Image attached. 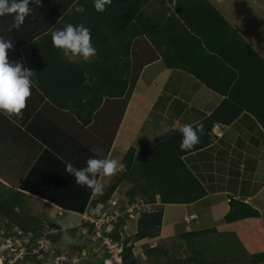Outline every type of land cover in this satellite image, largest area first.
Here are the masks:
<instances>
[{"label":"crops","instance_id":"crops-1","mask_svg":"<svg viewBox=\"0 0 264 264\" xmlns=\"http://www.w3.org/2000/svg\"><path fill=\"white\" fill-rule=\"evenodd\" d=\"M205 1L249 44L254 56L264 61V0ZM85 3L94 4L93 0ZM205 13L203 2L183 0L175 18L195 25L194 16L198 20ZM12 16H0V36L12 42L8 59L32 70L33 86L22 114H0V201L4 187L20 194L27 206L31 201L35 210L46 206L57 216L68 211L82 219L96 193L75 182L65 171L68 163L84 167L89 157L99 155L117 159L120 170L129 147L135 148L139 159L147 141L184 124H195L225 98L180 66L166 65L161 52L144 38L137 49L140 71L127 101L121 104L119 97L104 98L84 123L44 93L41 84L44 87L49 78L39 70L58 69L66 63L88 67L91 57L85 61L78 55H65L53 45L52 33L67 23L89 27L94 20L80 13H31L17 28ZM99 35L91 30L95 48ZM169 58L174 60V56ZM205 69L208 74L201 71L204 76L222 88L231 77L239 76L233 78L238 85L232 104L241 111L231 122L213 125L206 147L184 156L205 195L189 203H160L158 199L152 203L153 211H161V222L152 237L139 240L150 242V255L147 251L137 255L132 247L139 264H251L252 255L264 252V127L254 113L264 118V74L256 77L255 66L247 62L238 68L207 64ZM113 176H98L97 180L108 185ZM231 198L249 204L258 216L223 221ZM85 202L83 213L61 207ZM211 228V232L182 237Z\"/></svg>","mask_w":264,"mask_h":264},{"label":"trees","instance_id":"trees-1","mask_svg":"<svg viewBox=\"0 0 264 264\" xmlns=\"http://www.w3.org/2000/svg\"><path fill=\"white\" fill-rule=\"evenodd\" d=\"M191 1L193 2V0ZM199 1L204 3L209 14L200 15L201 18L198 20L194 16L195 25H198L199 28L193 24V26L190 25V22L184 18L182 20L179 18L172 19L158 30L157 33L160 36L155 45L163 46L165 44L170 48V51H161V56L166 65L180 66L197 77L207 87L224 95L225 98L210 115L193 124V126L198 123L203 124L204 132L200 135V142L194 145L192 149L182 150L180 148L182 134L179 130H171L154 140L148 141L140 154L138 163L136 162L137 164H134V147H129L124 153L123 166L126 169L133 168V174L138 177L136 180L137 187L146 203H154L156 199L160 203H189L206 193L198 177L186 164L184 156L206 147L210 142V132L213 125L218 122L229 123L241 111V107L232 104L236 101L233 93L238 85V80L234 81L233 78L239 79V76L231 77L229 83L222 88L201 72L208 74L205 69L207 64L218 65L220 63L224 66L230 65L238 68L240 63L247 62L255 66L256 77L262 76L260 72L264 74V61L254 56L253 51L236 30L211 5L205 0ZM137 2L138 0H111V7L109 6L103 12L95 10L94 4H86L85 0H65L64 2L62 0H35V3H31L30 0V7L32 8L31 13H80L87 17L90 16L94 20L89 26L93 32L98 31L102 24L108 23L113 31L112 35L121 36L122 32L131 29L134 20L141 16L140 6ZM77 5H83L84 11L76 12ZM147 31L148 27L146 26L144 33ZM122 41L123 38L121 37L120 42ZM98 47L100 51L106 50L103 41H100ZM102 56L103 63L99 67H83L66 63L64 67L58 69L39 70L49 78V82L44 87L41 84L44 93L54 103L70 108L84 123L91 120L94 110L104 98L124 97L126 102L140 71V68L137 69L135 76H133V68L130 66V77L128 79L125 76L121 77V65L105 66L104 60L110 54H103ZM170 56H174V60H171ZM177 58L181 59L178 60ZM187 62L189 65L186 64ZM254 113L264 127L263 116L259 112L255 111ZM116 187L117 185L114 186V183L110 184V192H113ZM85 203L81 206L63 204L61 207L63 209H76V211L83 213L87 205V202ZM18 205L14 199L8 198L5 202L2 200L0 201V214L10 219L9 212ZM258 214V211L249 204L231 198L229 210L224 215L223 221L229 222L258 216ZM30 219L37 222L36 218L30 217ZM160 222V209L143 213L138 222L141 229L137 232L136 238L152 237L158 231ZM213 230L211 228L198 232H188L182 234V237H192ZM123 258L127 264H138V260L132 253V245L124 247ZM250 261L251 264H264V252L252 255Z\"/></svg>","mask_w":264,"mask_h":264},{"label":"rangeland","instance_id":"rangeland-1","mask_svg":"<svg viewBox=\"0 0 264 264\" xmlns=\"http://www.w3.org/2000/svg\"><path fill=\"white\" fill-rule=\"evenodd\" d=\"M180 3H183V0H139L141 16L139 19H135L131 29L122 32L121 36L112 35L113 31L108 23L102 24L98 30L100 35L96 49H98L100 41H103L102 38H106L103 42L107 45V52L106 50H97V54L91 56L89 66L99 67L103 63L102 55L110 54L104 60L105 66L121 65L120 75L127 79L131 75L129 68L132 66V75L135 76L140 59V54L137 51L138 44L143 43L144 38H148L159 52L165 49L163 46L155 45L160 36L157 32L163 24L175 18L176 8ZM109 6L111 7V4L106 5L105 9H108ZM144 26L148 27V31L143 34ZM121 37L123 38L122 42H120ZM246 44L249 46L248 43ZM250 49L252 50L251 47ZM101 53L102 55H100ZM118 100L125 102L124 97H119ZM214 134L217 133L214 132ZM134 162V164L138 163L136 157ZM137 179L138 177L133 174V168H120L114 174L112 181L105 185L103 192L94 195L90 206L96 202L105 203L112 195L119 198L118 210H124L128 205L139 203L143 195L137 187ZM112 183L118 187L110 192L109 187ZM1 198L3 202L10 198L19 204L16 209L9 212L10 219L0 214V257L5 258V263L103 264L102 259L105 251L101 239H92L93 228L89 224L85 226L87 228L85 232L80 231L81 226L86 223L78 214L64 211L62 215L57 216L53 209L46 206H42L44 207L42 211L35 210L36 207L33 208L31 201L27 206L28 204L20 194H13L4 187L1 189ZM148 212L151 211L146 210L144 213ZM30 217L36 218L37 222L31 220ZM139 219L126 221L119 216L103 230L104 234L113 239L122 240L125 247L134 246L133 250L137 255L139 251H147L149 254V250H152L149 248L150 242L139 243L140 239L136 238L137 232L141 229V225L138 223ZM41 245H46V250L41 249Z\"/></svg>","mask_w":264,"mask_h":264},{"label":"clouds","instance_id":"clouds-1","mask_svg":"<svg viewBox=\"0 0 264 264\" xmlns=\"http://www.w3.org/2000/svg\"><path fill=\"white\" fill-rule=\"evenodd\" d=\"M35 3V0H31ZM97 11L103 12L111 0H93ZM76 12H83V5H77ZM32 8L30 0H0V16L14 14V26L23 24L30 16ZM53 45L62 49L65 55L81 56L85 61L96 54L97 49L91 40V30L84 24H65L52 33ZM12 42L0 36V114H22L27 99L31 96L33 86L31 69L23 66L22 62H13L8 59L7 50ZM182 134L180 148L190 150L200 142V135L204 132L203 124H184L179 128ZM119 161L115 158L102 156L89 157L84 167L77 168L73 164L66 165V172L75 177L78 185L91 189L94 193H102L105 185L98 182V176H112L119 170Z\"/></svg>","mask_w":264,"mask_h":264},{"label":"built area","instance_id":"built-area-1","mask_svg":"<svg viewBox=\"0 0 264 264\" xmlns=\"http://www.w3.org/2000/svg\"><path fill=\"white\" fill-rule=\"evenodd\" d=\"M216 127L215 125L214 128ZM118 201L119 198L112 195L105 203L96 202L93 206H89L82 216L83 222L86 224L81 226L80 231L85 232L87 230L85 226L89 224L93 228L92 239H101V244L104 246L105 251L104 258L102 259L103 264H126L123 258L125 247L123 241L113 239L104 234L103 230L110 225V222L116 220L119 216L126 221H137L146 210L153 211L152 203H146L143 198H140L139 203L126 206L124 210H118ZM105 204L106 206H104ZM40 248L46 250V245H41ZM4 261L5 258L0 257V264H7Z\"/></svg>","mask_w":264,"mask_h":264}]
</instances>
